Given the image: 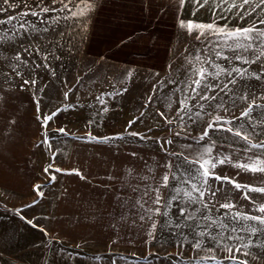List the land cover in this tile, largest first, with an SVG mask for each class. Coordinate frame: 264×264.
Wrapping results in <instances>:
<instances>
[{
  "label": "rangeland",
  "instance_id": "1",
  "mask_svg": "<svg viewBox=\"0 0 264 264\" xmlns=\"http://www.w3.org/2000/svg\"><path fill=\"white\" fill-rule=\"evenodd\" d=\"M12 2L16 7L4 5L6 11L0 13V20L19 16V13L29 10L38 11L41 0ZM50 4L43 3V6L59 7ZM193 10L194 5H186L181 20L211 23L214 19L210 6L201 9L195 16L192 15ZM260 15L256 13L241 21L235 15L226 14L224 19H217V24H228L233 28L247 27ZM26 19L30 23L35 22L41 32L21 33L14 40L0 41V89L14 93L16 100L13 108L3 107L0 111L3 121L7 122L2 127L7 128L6 131H2L7 134L5 142L9 147L14 145L16 138L22 141L21 150L12 152L9 149L14 157L0 156V159L9 160L10 163L4 164V167L7 169L9 166L11 174L27 176L26 184L20 187L0 182V264H195L196 259L205 255H215L223 260L227 253L217 249L211 238L220 231L218 225L207 229L211 234L209 236L196 237L195 234L204 230L206 222L201 219L202 215L216 218L225 212L224 209L217 211V201L224 203L230 200L239 206L240 211L258 214L253 212L247 201L240 199L231 185L220 186L216 198L209 203V210L198 203H186L183 197L172 201L170 208L162 207L161 212L168 211L169 215L153 217L157 228L151 236L152 221L140 218L147 214L137 201L144 203L149 199L143 197L146 188L159 186L166 173L171 183L162 190L164 195L170 198L177 187H188L178 181L187 179L195 172L199 165L193 162L205 145L215 142L213 157L243 155L239 151L243 144L238 138L226 131L216 130L215 126L209 130L208 138L199 143L197 141L217 115L233 121L232 125L225 124V128L243 125L251 130L248 118H237L254 98L257 104L264 106V99H261L264 97V79L257 81L251 75L264 71L260 63L240 65L235 60L217 59L213 50L215 45L209 43L215 37L208 35L197 40V32L189 35L186 29L178 27L168 64L163 71L129 68L86 57L81 50L82 32L76 25L73 29L71 20H60L58 24L51 25L50 21L41 24L32 16ZM49 25L51 30L44 33L43 27ZM11 27V24L0 25V29ZM60 33L64 34L62 40ZM58 40L60 46H56ZM37 44L42 49L39 54L34 50ZM29 46L30 54L24 53L23 47ZM16 51L21 52L27 63L14 70L15 61L11 57ZM46 54H50L47 61L42 59ZM224 55L233 54L225 49ZM205 59L227 68L247 67L250 74L244 78L237 77L236 83L229 84L223 92L220 87L229 77L221 75L216 79L209 78L207 83L217 87L202 94L218 98L208 101L199 97L192 99L194 94L191 89L194 85L191 81L197 78L194 69L208 67L209 71H214L204 63ZM45 64L47 67L43 66ZM17 71L20 75H17ZM129 72L132 73L131 77L127 75ZM25 80H35L36 84H24ZM101 94H105V105L96 100ZM20 95L29 96V103L19 99ZM242 96L247 99H242ZM186 97L192 119H188L185 111L179 113L184 117L180 120L177 113L180 102ZM66 105L71 107L60 111L46 127L43 126L45 115L64 109ZM105 106L107 112L103 111ZM16 111L21 113L18 119H22L23 132L17 128L11 129ZM197 112H201L199 119L195 116ZM141 113L144 115L141 116ZM38 116L41 118L37 119ZM133 120L136 122L129 127V121ZM252 121L258 127L264 122V108L254 109ZM59 128H64L68 135L60 134L57 131ZM130 132L139 135L132 136ZM88 133L98 138L122 136L123 139L89 141ZM45 136L51 147L43 143ZM260 138L264 139V136ZM169 140L171 144L167 143ZM49 165L52 168L45 173L44 169ZM57 168L63 171L56 172ZM74 169L79 170L84 178L69 174ZM215 171L221 176L236 177L241 183H260L253 179L252 173L237 176L238 170L227 164ZM1 173L0 181L6 182L9 172ZM50 175H55L56 179L51 180ZM7 183L12 184L10 181ZM218 183L212 181L213 187H217ZM36 185L43 186L42 199L34 191ZM255 195L259 200V194ZM150 196L154 198L155 193L150 192ZM33 200H39V203L25 208ZM145 206L157 207L151 204ZM181 207L187 208L188 213L196 217V222L181 218ZM19 209L23 211L17 215L16 210ZM20 216L26 220L35 218L37 227L26 224ZM226 222L232 227L237 226L231 220ZM177 224L179 227H176ZM40 228L45 229L47 235ZM236 234L243 235L245 243L248 239L253 241L251 252L256 256L253 259L252 256L236 254L239 259H247L249 264H264V247L259 246L264 241V234ZM196 238L202 240L203 251L192 248ZM209 248L216 251L209 253ZM225 264L228 262L225 261Z\"/></svg>",
  "mask_w": 264,
  "mask_h": 264
},
{
  "label": "snow or ice",
  "instance_id": "2",
  "mask_svg": "<svg viewBox=\"0 0 264 264\" xmlns=\"http://www.w3.org/2000/svg\"><path fill=\"white\" fill-rule=\"evenodd\" d=\"M44 0H41L38 11L29 10L22 13H19V16H8L7 20H0V25H9L11 24V29H0V41L5 39L14 40L21 33L30 34L41 32V29L37 27L35 22H28L26 17L32 16L36 17L40 20L41 24H48L51 22V25L58 24L60 20H81L89 17L92 8H93V0H52V4L59 5V7H47L43 6ZM178 4L180 8H184L188 4L194 5V10L192 15L195 16L201 9L206 7L211 8L212 16L214 19L211 23H198L194 20H180L179 27L181 29H186L188 34L191 35L194 32H197L196 35L197 40H201L202 37H206L211 35L215 37L214 41H210L215 45L213 49L215 51V56L217 59H223L232 61H237L240 65H251L260 63L261 67L264 68V0H178ZM4 5H8L10 8H15V3L12 0H0V13L5 12L6 9L3 7ZM52 13L53 15H48ZM256 13H260L261 15L257 17L256 20L252 21V23L247 26H237L235 28L229 26L228 24H224L223 26L217 24V19H224L226 14L235 15L239 20L243 21L247 17H251ZM46 17V19H45ZM19 20L18 23H13L14 21ZM51 25L43 27L42 31L44 33H48L51 30ZM63 33H60L61 40L63 39ZM56 46H60V41H56ZM218 49V50H216ZM227 49L233 55L225 56L224 50ZM38 54L42 51L39 45L37 44L34 49ZM31 48L23 47L24 53L30 54ZM247 54V55H245ZM50 54L43 55L42 59L47 61L49 59ZM12 60L15 61L13 65L14 70H16L19 66L25 65L27 62L22 58L21 52L16 51L14 55L11 57ZM199 60L200 58L197 57ZM205 64H208L210 68L214 69V71H209L208 67H200L199 69H194L196 74V79L192 80L191 83L194 85L191 91L194 94L192 99L199 97L200 100L208 101V100H216L217 96H209L202 93L214 91L217 87L216 85H212L207 83L209 78L216 79L221 75H226L229 77L228 81L220 87V91L223 92L228 89L229 84L236 83V78H244L248 76L249 68L240 67V66H232L231 68L222 67L220 64L215 63L214 61L205 59ZM40 65H37L39 67ZM47 67V65H43ZM17 75H20L19 71H17ZM128 77L132 76V73L129 72ZM255 77L257 81L264 79V71L258 73H251ZM32 84L35 85V80H25L24 84ZM43 91V89H41ZM126 91V89L124 90ZM105 94H101L96 97V100L101 105H105ZM110 95V94H109ZM68 93H65V99H67ZM242 99H247L246 96H242ZM188 97L185 98L184 101H181V107L178 110L177 115L180 120H183L184 117L180 116V112H187L188 119H192L191 109L188 108L187 104ZM264 99V97H261ZM70 105H66L64 109H57L51 115H45L43 117V126H47L48 122L52 120L60 111H66ZM201 110H203V104L200 105ZM264 106L256 103L255 98L248 103L247 107L241 112V115L237 119L248 118V128H245L243 125L232 127L229 126L227 128L224 127L225 124L232 125L233 121L224 120L223 117L217 115L211 120L207 128L204 129L202 135L198 138V143L200 141H204L209 137V130L213 129L214 126L218 131H226L231 133L233 137L238 138L239 142L243 144V147L239 150L243 155L241 157H235L233 154L226 155H217L213 157V148L215 147V142L209 145H205L202 152L199 153L196 160L193 162L198 164L199 166L196 168L195 172L187 177V179H181L178 181L181 185H187L188 187H177L175 189V194L171 195L170 198L162 193L163 189H167L171 183L169 174L163 175L162 183L157 187L146 188L143 197H149V199L145 200L144 203H140L137 201L140 208L144 210L147 214L142 215L140 218L143 220L147 218L152 221L151 227L152 232H149L151 236L153 232L157 228V224L153 219L154 216H168L169 212L164 211L161 212L162 207L170 208L172 205V201H176L183 197L186 203L189 204H201L205 210H209V203L216 198L217 193L220 191V186L223 184L231 185L232 189L239 194V197L242 201H247L248 204L252 207L253 212L258 214H251L248 212H243L239 210V206L232 201L228 200L224 203H219L217 211L219 209H224L225 212L216 218H213L209 215H202L201 219L206 223L203 225L202 231L196 233V237H206L211 235L207 229L212 228L214 226H219L220 231H218L215 235H212L214 243L217 245V249L227 253L224 256L223 260L218 259L215 255H205L196 259L195 264H225V261L228 264H249L247 259H239L238 255L242 254L244 257L252 256L253 259H256V256L252 255L251 248L253 247V241L248 239L247 243H245V237L243 235H237L238 232H247L249 236H256L260 234H264V139H261V136H264V122L259 124V127L256 123L252 121V113L255 108ZM37 111H39V106L37 107ZM104 112L108 111L107 106L103 108ZM144 113H141L143 116ZM161 115H164L161 113ZM197 119L201 117V112L195 113ZM41 117L38 116L37 119ZM136 121H129V127L134 124ZM171 123V121H168ZM127 130V129H126ZM57 131L62 135H68L64 128H59ZM129 135L137 136L138 133H129ZM179 135V133H177ZM87 139L89 141H97V142H105L112 139H123L122 136L117 137H103L98 138L93 136L91 133L87 134ZM44 144H49L48 137L45 136L43 140ZM168 144H171L172 141H167ZM236 143V141H234ZM190 147V146H189ZM135 155V153H133ZM171 155H180L176 153H171ZM187 161V157H185ZM229 165L235 169H237L236 175L239 176L241 173H252L254 180H259L260 183H241L236 177H229L227 175L221 176L215 170L221 165ZM166 167L171 168V165H166ZM52 168L49 165L48 168H45V173H49ZM56 172L63 171L62 169H55ZM190 171V169H189ZM259 173L257 176L255 174ZM69 174H75L80 176L82 179L84 178L82 173L79 170H72ZM174 178V177H173ZM51 180H55V175H50ZM146 179V178H145ZM212 181L219 182L217 187H213ZM42 185H36L34 191L37 193V196L41 199L44 197V192L42 191ZM151 193H155L154 198L150 196ZM259 194V200L257 199V195ZM142 197V199H143ZM39 203V200H33L32 204L25 205V208H31ZM157 205V207H146L145 205ZM214 207L216 205H213ZM23 209L16 210V214L19 215ZM199 211V209H196ZM179 215L181 218L185 220H192L196 222V217L192 214L188 213V209L185 207L179 208ZM20 219L23 220L26 224L32 226L33 228L37 227V224L34 223L35 218L33 220H26L25 217L20 216ZM226 220H231L236 227H232ZM251 222V223H248ZM198 227L201 225L197 224ZM179 227V224L176 225ZM42 232H47L45 229H39ZM228 235H225V233ZM231 241H235L236 243H229ZM192 248L194 250L199 249L203 251L202 248V240L196 238L192 242ZM264 247V241H261L260 245ZM209 253L215 252V249L209 248L207 250Z\"/></svg>",
  "mask_w": 264,
  "mask_h": 264
},
{
  "label": "crops",
  "instance_id": "3",
  "mask_svg": "<svg viewBox=\"0 0 264 264\" xmlns=\"http://www.w3.org/2000/svg\"><path fill=\"white\" fill-rule=\"evenodd\" d=\"M50 3L52 0H44V4ZM183 11L178 0H93L89 17L71 20V25L73 29L76 25L82 32L81 50L86 57L119 66L161 72L168 64ZM19 97L29 103V96ZM14 99V93L0 89V111L3 107L13 108ZM19 116L21 113L16 111L11 129L17 128L20 132L22 119H18ZM3 118L0 114V156L10 158L14 157L10 151L22 149V141L16 138L13 146L6 144L7 134L2 130L6 131L7 128L2 127L7 122ZM11 160L14 161V158ZM9 163V160L0 159L3 167ZM9 168L4 167L9 172L7 179L19 176L23 178L21 183L0 182L12 187L25 185L27 176L11 174Z\"/></svg>",
  "mask_w": 264,
  "mask_h": 264
},
{
  "label": "bare ground",
  "instance_id": "4",
  "mask_svg": "<svg viewBox=\"0 0 264 264\" xmlns=\"http://www.w3.org/2000/svg\"><path fill=\"white\" fill-rule=\"evenodd\" d=\"M0 171L1 172H5L6 170L4 169V167L2 165H0ZM11 182L12 184H19L21 183V179H19V177H13V178H10V179H7L6 182Z\"/></svg>",
  "mask_w": 264,
  "mask_h": 264
}]
</instances>
